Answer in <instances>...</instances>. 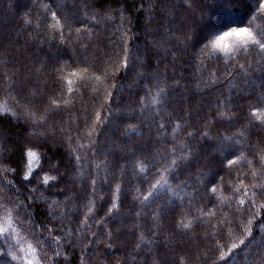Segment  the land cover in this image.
<instances>
[{
    "label": "trees",
    "instance_id": "16d2710c",
    "mask_svg": "<svg viewBox=\"0 0 264 264\" xmlns=\"http://www.w3.org/2000/svg\"><path fill=\"white\" fill-rule=\"evenodd\" d=\"M261 3L0 0V262L264 264Z\"/></svg>",
    "mask_w": 264,
    "mask_h": 264
},
{
    "label": "snow or ice",
    "instance_id": "6c2138e0",
    "mask_svg": "<svg viewBox=\"0 0 264 264\" xmlns=\"http://www.w3.org/2000/svg\"><path fill=\"white\" fill-rule=\"evenodd\" d=\"M259 7L261 9H264V3L259 4ZM52 15L55 16L56 13L53 12ZM233 28H235L237 30L236 38L240 41V44L247 45V44H249V42H252L253 44H258L260 46V48L264 49V43H261L259 40H256L253 33L251 32V30L248 27H244V26H229L227 28V30L222 32V34L217 35L215 37V39L213 40V41H215V43H213V41H211L212 47L214 49H220L224 52L230 51V47L227 44L221 45L220 41H221V39H223V37L225 35L228 36L229 38H231ZM241 33H243L242 36L240 35ZM26 154L28 156H35V153L31 152V151H28ZM232 163H235V161H229V164H232ZM25 179H28V177H25ZM45 183H47V180H45ZM7 231H8V229H0V232H7ZM241 243H243V241H241ZM233 247H236V245H233ZM3 255H5V253L0 252V256H3ZM0 264H2V262H0Z\"/></svg>",
    "mask_w": 264,
    "mask_h": 264
},
{
    "label": "clouds",
    "instance_id": "9594fccd",
    "mask_svg": "<svg viewBox=\"0 0 264 264\" xmlns=\"http://www.w3.org/2000/svg\"><path fill=\"white\" fill-rule=\"evenodd\" d=\"M236 32L237 30L235 28L232 29V36L229 38L228 36H224L223 39H221L220 43L221 45L227 44L230 47V42L232 45L234 44H240V41L236 38ZM241 36L243 33L240 34ZM215 43V41H213Z\"/></svg>",
    "mask_w": 264,
    "mask_h": 264
}]
</instances>
